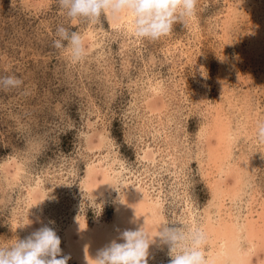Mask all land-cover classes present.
Here are the masks:
<instances>
[{"label":"rangeland","instance_id":"1","mask_svg":"<svg viewBox=\"0 0 264 264\" xmlns=\"http://www.w3.org/2000/svg\"><path fill=\"white\" fill-rule=\"evenodd\" d=\"M126 14L0 0V79L22 81L0 87V247L47 225L68 264H94L144 227L147 264H170L160 230L180 224L208 264H264V0H197L157 40Z\"/></svg>","mask_w":264,"mask_h":264},{"label":"clouds","instance_id":"2","mask_svg":"<svg viewBox=\"0 0 264 264\" xmlns=\"http://www.w3.org/2000/svg\"><path fill=\"white\" fill-rule=\"evenodd\" d=\"M196 4L197 0H59L60 7L67 10L73 21L83 19L94 24L102 14L129 13L135 18V37L151 40L167 35L178 20L193 16ZM56 35L58 39L53 42L56 49L69 50L73 62L83 58L86 49L79 32L59 26ZM21 84L15 77L0 79V87L6 89ZM257 136L264 142V123H258ZM159 237L169 246L170 264H208L201 250L204 236L199 230L186 234L183 225L171 224L161 228ZM121 238L123 243L113 241L100 249L94 264H147L150 244L144 227L124 231ZM69 259L62 255L60 237L47 225L24 239H16L10 247H0V264H68Z\"/></svg>","mask_w":264,"mask_h":264},{"label":"bare ground","instance_id":"3","mask_svg":"<svg viewBox=\"0 0 264 264\" xmlns=\"http://www.w3.org/2000/svg\"><path fill=\"white\" fill-rule=\"evenodd\" d=\"M127 15H128V20H133V18H134L133 16H131L129 13L126 14V16H127ZM126 18H127V17H126ZM130 22H131V21H130ZM129 24H130V23H129ZM127 26H128V25H127ZM129 28H130V27H129ZM107 186H108V185H107ZM106 189H107V188H106ZM110 190H111V189H110ZM221 193H222V192H221ZM130 195H131V193H130ZM222 196H223V195H222ZM104 197H105V196H104ZM260 214H261V213H260ZM261 220H264V219H261ZM127 223H128V222H127ZM124 224H125V223H124ZM124 224H123V225H124ZM253 224H254V223H253ZM145 225H147V224H145ZM254 225H255V224H254ZM198 227H199V226H198ZM229 227H230V226H229ZM250 227H252V224H250ZM250 227H248V228H250ZM227 228H228V227H227ZM250 229H251V228H250ZM261 230H263V229H261ZM252 231H253V230H252ZM255 231H256V230H255ZM259 231H260V230H259ZM228 232H229V231H228ZM236 232H237V231H236ZM247 232H248V231H247ZM261 232H262V231H261ZM261 232H260L259 234H261ZM96 233H97V232H96ZM153 233H154V232H153ZM249 233L253 235L254 232L251 233V230H250ZM152 235H153V234H152ZM255 235H256V234H255ZM257 235H258V234H257ZM262 235H264V234H262ZM95 236H96V235H95ZM95 236H94V237H95ZM228 236H230V235H228ZM237 236H238V234L236 235V237H237ZM94 237H93V238H94ZM152 237H153V236H152ZM254 237H255V236H254ZM257 237H258V236H257ZM257 237H256V238H257ZM260 238H261V237H260ZM96 239H97V238H96ZM262 239H263V238H262ZM94 240H95V239H94ZM118 240H119V239H118ZM233 240H234V239H233ZM258 240H259V239H258ZM260 240H261V239H260ZM261 242H262V240H261ZM106 245H107V244H106ZM76 246H77V245H76ZM90 258H91V257H90ZM241 258H242V260L244 259L243 257H241ZM244 260H245V259H244ZM211 263H212V262H211ZM85 264H86V263H85ZM89 264H90V263H89ZM242 264H243V262H242Z\"/></svg>","mask_w":264,"mask_h":264}]
</instances>
